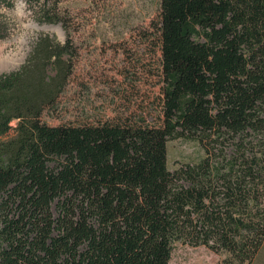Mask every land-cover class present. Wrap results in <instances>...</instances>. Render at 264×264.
<instances>
[{
  "label": "trees",
  "instance_id": "obj_1",
  "mask_svg": "<svg viewBox=\"0 0 264 264\" xmlns=\"http://www.w3.org/2000/svg\"><path fill=\"white\" fill-rule=\"evenodd\" d=\"M153 28L163 87L151 121L52 127L22 73L0 77V264H170L180 245L254 263L264 246V0H160ZM177 140L196 142L202 158L170 170Z\"/></svg>",
  "mask_w": 264,
  "mask_h": 264
},
{
  "label": "rangeland",
  "instance_id": "obj_2",
  "mask_svg": "<svg viewBox=\"0 0 264 264\" xmlns=\"http://www.w3.org/2000/svg\"><path fill=\"white\" fill-rule=\"evenodd\" d=\"M45 7L0 3V77L22 73L28 94L45 104L43 122L56 127L157 117L163 83L153 23L160 0H52ZM58 26L63 36L50 29ZM19 52L23 62L5 69L3 58ZM202 156L196 142L168 144L170 170ZM226 258L204 246L180 245L170 264H221ZM253 264H264V246Z\"/></svg>",
  "mask_w": 264,
  "mask_h": 264
},
{
  "label": "bare ground",
  "instance_id": "obj_3",
  "mask_svg": "<svg viewBox=\"0 0 264 264\" xmlns=\"http://www.w3.org/2000/svg\"><path fill=\"white\" fill-rule=\"evenodd\" d=\"M50 29L57 30L63 36V32L61 28L58 27V28H50ZM23 59H24V55L20 52L17 54H10L3 58L2 64L4 65L5 69L16 68L20 65L21 62H23Z\"/></svg>",
  "mask_w": 264,
  "mask_h": 264
},
{
  "label": "water",
  "instance_id": "obj_4",
  "mask_svg": "<svg viewBox=\"0 0 264 264\" xmlns=\"http://www.w3.org/2000/svg\"><path fill=\"white\" fill-rule=\"evenodd\" d=\"M58 27H60V26H58ZM45 29H47L48 27H44ZM50 28H52V27H50Z\"/></svg>",
  "mask_w": 264,
  "mask_h": 264
}]
</instances>
